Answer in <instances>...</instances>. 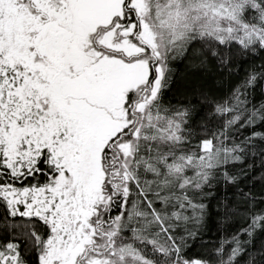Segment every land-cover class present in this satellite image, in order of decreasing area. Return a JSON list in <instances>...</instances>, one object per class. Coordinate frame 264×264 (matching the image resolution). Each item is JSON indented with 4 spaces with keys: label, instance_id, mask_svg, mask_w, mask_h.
I'll use <instances>...</instances> for the list:
<instances>
[{
    "label": "snow or ice",
    "instance_id": "snow-or-ice-1",
    "mask_svg": "<svg viewBox=\"0 0 264 264\" xmlns=\"http://www.w3.org/2000/svg\"><path fill=\"white\" fill-rule=\"evenodd\" d=\"M0 264H264V0H0Z\"/></svg>",
    "mask_w": 264,
    "mask_h": 264
},
{
    "label": "trees",
    "instance_id": "trees-1",
    "mask_svg": "<svg viewBox=\"0 0 264 264\" xmlns=\"http://www.w3.org/2000/svg\"><path fill=\"white\" fill-rule=\"evenodd\" d=\"M173 72L175 74V85L173 93H169L170 98L174 95L175 98L182 99L192 89L220 95L226 91L228 86L227 78L217 72L214 67L208 70H200L192 64L191 60L177 62ZM256 190L259 191L260 189L257 188ZM216 236L215 223H211L209 224V231L205 234V242H214Z\"/></svg>",
    "mask_w": 264,
    "mask_h": 264
}]
</instances>
